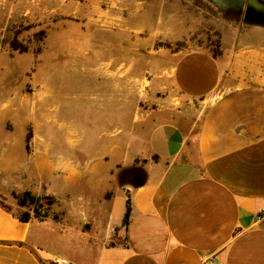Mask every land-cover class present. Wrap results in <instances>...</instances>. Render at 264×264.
Returning <instances> with one entry per match:
<instances>
[{"label": "crops", "instance_id": "1", "mask_svg": "<svg viewBox=\"0 0 264 264\" xmlns=\"http://www.w3.org/2000/svg\"><path fill=\"white\" fill-rule=\"evenodd\" d=\"M118 26L108 56H143L142 97L130 102L129 65L107 64L119 115L103 118L95 150L54 165L58 218L21 222L0 206V264H264V30L230 26L214 56L155 46L183 37L159 18L145 44Z\"/></svg>", "mask_w": 264, "mask_h": 264}, {"label": "rangeland", "instance_id": "2", "mask_svg": "<svg viewBox=\"0 0 264 264\" xmlns=\"http://www.w3.org/2000/svg\"><path fill=\"white\" fill-rule=\"evenodd\" d=\"M256 2L260 10L247 2L219 5L212 0H0V152L6 153L0 205L15 216L27 212L35 218L33 206L17 204V196L30 185L29 191L41 199L37 218H58L55 197L48 194L61 193L54 165L66 151L97 148L103 118L119 115L121 93L105 75L108 63L129 65L135 87L130 86V102L142 97L136 75L145 66L143 56H108L115 39L111 34L121 20L128 22L130 38L145 44L156 33L159 18L172 25L161 29L162 34L174 31L183 37L175 42L157 39L155 46L202 47L216 56L221 33L230 26L239 34L264 30V0ZM21 48L27 51L20 53ZM87 155L91 160L96 152ZM10 181L19 185V192L10 189Z\"/></svg>", "mask_w": 264, "mask_h": 264}, {"label": "trees", "instance_id": "3", "mask_svg": "<svg viewBox=\"0 0 264 264\" xmlns=\"http://www.w3.org/2000/svg\"><path fill=\"white\" fill-rule=\"evenodd\" d=\"M11 48L13 50H18V48L15 45H11ZM26 51H27V48H21V49H19V52L20 53H23V52H26ZM30 137H31L30 134H27V136H26V142L29 141ZM17 204L19 206H21V207L33 206V211L32 212H34L35 218H37L36 212H39L38 207L39 206H42L41 199L38 196H35L34 194H32L30 191H24L20 196H17ZM1 207L4 210L8 211L5 207H3V206H1ZM128 212H129V201L126 202V213H125L124 220H123V224L124 225H126V223H127ZM15 217L19 221H21V222H28L30 220V215L27 212H24L20 216H15ZM44 217L37 218V219H43Z\"/></svg>", "mask_w": 264, "mask_h": 264}, {"label": "water", "instance_id": "4", "mask_svg": "<svg viewBox=\"0 0 264 264\" xmlns=\"http://www.w3.org/2000/svg\"><path fill=\"white\" fill-rule=\"evenodd\" d=\"M219 5H229V4H236L238 6H242L244 2H247V4L255 9L260 10L262 6L256 2V0H212Z\"/></svg>", "mask_w": 264, "mask_h": 264}, {"label": "built area", "instance_id": "5", "mask_svg": "<svg viewBox=\"0 0 264 264\" xmlns=\"http://www.w3.org/2000/svg\"><path fill=\"white\" fill-rule=\"evenodd\" d=\"M51 264H72L64 258H55ZM200 264H213L211 257H203L200 259Z\"/></svg>", "mask_w": 264, "mask_h": 264}]
</instances>
